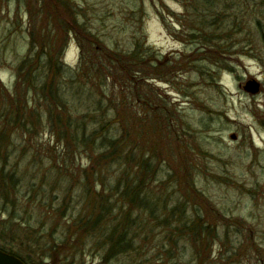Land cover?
<instances>
[{"label": "rangeland", "instance_id": "rangeland-1", "mask_svg": "<svg viewBox=\"0 0 264 264\" xmlns=\"http://www.w3.org/2000/svg\"><path fill=\"white\" fill-rule=\"evenodd\" d=\"M202 1L0 0V178L17 176L8 199L0 191V229L33 227L24 255L52 263L56 249L54 264H197L183 227L199 213L218 235L204 264H264V0H211L212 11L224 13L216 19L211 11L212 28L232 29L231 50L214 57L190 37ZM137 44L157 60L156 75L142 61L131 67L142 71L134 80L113 59ZM49 58L62 65L51 79ZM253 79L262 86L257 95L244 89ZM115 106L130 126L138 116L147 149L160 151L151 192L161 210L143 217L152 231L137 233L140 254L106 263L94 237L76 244L75 222L88 191L97 197L103 183L115 186L121 168L94 165V138L81 148L73 135H94L116 118ZM185 166L199 194L181 183ZM178 204L174 217L168 211Z\"/></svg>", "mask_w": 264, "mask_h": 264}, {"label": "trees", "instance_id": "trees-1", "mask_svg": "<svg viewBox=\"0 0 264 264\" xmlns=\"http://www.w3.org/2000/svg\"><path fill=\"white\" fill-rule=\"evenodd\" d=\"M191 2H188L186 5H189V3L191 5ZM202 3L204 9L199 13L201 15H197L198 22H196V24L201 26L197 27V29L195 28V30L191 32L190 37L192 39L198 38L201 40L203 45L202 49H205L210 57H214L213 53L222 55L228 54L231 48L225 46V44H228L229 39L232 38V35L228 34L232 32V29H213L212 25L217 21L214 20L212 24H210L209 19L212 20L210 13L214 8L212 6L213 3L211 0H203ZM195 7L197 8V5H195ZM186 14L190 16V13ZM211 14L217 15L218 17L216 19H219L224 13L221 11H212ZM78 25L79 27L84 26L83 23L82 26L79 23ZM206 27L216 32H205L204 30ZM202 31L204 32L202 33ZM94 39L96 38L94 37ZM82 45L85 46L84 42ZM141 47V44H137L131 55L117 53V56H113L114 60L119 62L124 68H128V71L131 72V78L134 80L142 79L140 78V72L142 71L133 70L131 67L141 64L142 61L146 63L150 61L149 66L152 69L150 72H153V75H156L155 72L159 71L158 64L156 65L157 60H153V58L149 59L152 54H148V51L145 49L141 50ZM83 51L82 58L84 59L86 53L85 48H83ZM107 62L110 64V67L107 68L112 71V69H114V62L109 59ZM59 64L49 58L48 66L50 72L47 73V78L50 77L51 79V77L54 76L50 75L52 72L60 73ZM94 67L97 66L94 64L93 68ZM110 70L107 72L108 75L110 74L112 77H115V73ZM19 73L21 75L22 72ZM100 73L103 72H94L95 77H99ZM107 73L105 72L104 80L109 79ZM131 82L132 81H130V83ZM45 88L46 85L43 86V91ZM45 92H50V90H46ZM141 98V96H138V101H141ZM142 102L145 103L143 100ZM120 108L121 106H115L114 110H116V112L118 111L116 118L112 119L107 124L102 123L99 130H94V135L82 136L79 133L73 135L74 139L78 141V146L81 148L88 146L94 138V148L99 152L98 156L94 158V165L97 159L98 164L101 165L100 168L104 170L116 164L121 168V174L115 186L107 187L105 183H103V189L97 192V197L93 195L91 190L88 191L90 201L86 204V208L84 209L85 215L81 216V218L75 222L76 227L79 229V232L76 234V244H81L82 246V244H85V242L81 243L85 237H94V244L100 251L104 252L103 261L106 263L119 256L127 255L133 258L134 255L140 254L141 247L137 244V240L141 238V234L137 233L142 229L147 231L149 227L148 224L146 227L143 225V217L147 215V213L153 217H157L161 210V196L159 194L154 196L155 191L154 193L151 192V190L153 191L152 179L158 171L154 167L153 160L156 158L155 153H160V151L155 148V146H150V149H147L148 132L143 129L146 128V126L142 125L141 119L134 114L133 122L130 126L129 122H127L126 114L119 111ZM50 114L53 116L52 113ZM115 124L117 127L114 126ZM109 126H114L113 131H116L115 134L111 135V132L108 130ZM120 129L121 132L119 131ZM138 145L141 146V149L136 152ZM153 147L155 149H153ZM148 152H150V154L147 156ZM184 169L185 170L178 171L181 177V183H190L195 193L199 194L191 182L193 172L191 166H185ZM2 178L3 181H1L0 178V191L3 197L8 199L11 193L10 188L14 189L15 183L17 182V176L15 177V173L10 172L2 175ZM181 209V205L178 204L168 212L175 217L177 212H180ZM22 227L25 229L24 231L21 229L18 230L14 226H4L0 229L1 250L17 256L26 264H54L61 259L59 258V254L62 250L58 253L56 249H54L53 252H55L57 256L52 263L48 262L51 256L47 257V259H41V262H39L34 259L31 254L27 256L24 255L22 249L27 243L26 240L31 238L30 234L31 231H33V227L27 225ZM183 228L184 234L186 237H189L197 249V264H204V257L209 253L213 239L218 237V235L215 234L216 230L211 227L210 223H206L205 216L199 213L192 226L188 227L185 225ZM20 231L21 233L23 232V234H21ZM148 231H152V229ZM88 233H90V235L87 236L86 234ZM34 235L35 234H33V238L37 242L38 239L36 235ZM6 239H8L6 244H1ZM29 247H31V245H29Z\"/></svg>", "mask_w": 264, "mask_h": 264}, {"label": "water", "instance_id": "water-1", "mask_svg": "<svg viewBox=\"0 0 264 264\" xmlns=\"http://www.w3.org/2000/svg\"><path fill=\"white\" fill-rule=\"evenodd\" d=\"M261 84L257 80H249L244 87L245 91L253 95H257L261 92ZM236 138V137H234ZM0 264H26L20 258L9 254L0 249Z\"/></svg>", "mask_w": 264, "mask_h": 264}]
</instances>
